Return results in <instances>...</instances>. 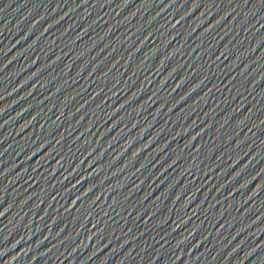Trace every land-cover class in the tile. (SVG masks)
<instances>
[{"label":"water","instance_id":"1","mask_svg":"<svg viewBox=\"0 0 264 264\" xmlns=\"http://www.w3.org/2000/svg\"><path fill=\"white\" fill-rule=\"evenodd\" d=\"M0 264H264V3L0 0Z\"/></svg>","mask_w":264,"mask_h":264},{"label":"snow or ice","instance_id":"2","mask_svg":"<svg viewBox=\"0 0 264 264\" xmlns=\"http://www.w3.org/2000/svg\"><path fill=\"white\" fill-rule=\"evenodd\" d=\"M259 2L264 3V0H259Z\"/></svg>","mask_w":264,"mask_h":264}]
</instances>
